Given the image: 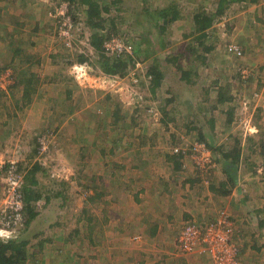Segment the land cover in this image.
I'll list each match as a JSON object with an SVG mask.
<instances>
[{"label":"rangeland","instance_id":"1","mask_svg":"<svg viewBox=\"0 0 264 264\" xmlns=\"http://www.w3.org/2000/svg\"><path fill=\"white\" fill-rule=\"evenodd\" d=\"M62 1L0 0L4 5L0 6V58L6 60L0 63V114H13L10 124L13 136L22 125L23 112L29 111L30 104L23 105L29 98H38L35 110L45 113L43 126L35 127L32 134L26 135L19 129L14 141L12 138L15 149H0V160H15V174L22 187L26 179L30 181L32 176L34 179L37 176V183L32 185L43 195L37 203V219H45V224H41L45 231L42 237L47 236L49 242L43 250L37 247L27 264H143L145 260L156 264L163 258L157 240L134 237L141 235L140 231L129 226L133 208L128 200L132 199L130 192L123 194L120 200L123 211L129 213L126 215L120 214L113 196L89 203L85 200L84 191L89 190L86 185H90L94 193V184L98 191H110L118 189L120 181L115 182L113 178L105 180V184L98 181V176L110 174L111 166L105 169V165L91 163H101L105 155H113L110 150L114 146L129 143L146 144L152 149L150 155L160 161L166 158L179 137L185 138L184 146H190L198 139L199 131L207 135L208 130L211 132L209 140L217 146L231 147L237 140L241 141L243 155L238 185L245 194L249 190L246 194L249 197L231 206L222 198H210L205 179L195 175L196 163L201 160L199 155L186 160L187 168L180 176L172 172V167L168 169L169 174H174L173 183L175 181L178 188L180 184L192 185L185 183L186 179L194 180L188 196L195 195L194 201L197 200L199 206L204 205L206 211L200 218L194 217L199 222L210 221L221 208L230 214H240V223L237 218L239 243H236L240 244L242 253L238 261L264 264V249H259L264 244V226L260 224L264 221V157L258 152L264 140V8L245 2L228 6L207 30L204 45H200L193 17L203 10L214 12L219 0H146L152 12L173 1L179 4L183 18L167 24L164 30L151 23L153 17L148 14L143 0L117 3L116 0H98L109 8L101 12L108 28L104 29V34L109 37L126 34V39L136 50L138 48L145 66L158 64L165 71V78L154 90L153 81L144 80L137 87L127 76L118 83L112 81V87L107 79L104 84L98 81L96 83L105 87L96 90L92 88L96 83L90 84L92 81L80 77L79 70L74 68L78 65L81 73L87 70L93 76L102 72L101 59L91 45V29L86 24L87 6L82 5L77 10L80 21L78 19L72 29H65L68 35H63V14L69 15ZM112 22H115V30ZM233 43L244 49L242 56H236L231 50ZM208 46L212 47L209 51L205 48ZM80 56L84 62H80ZM178 65L194 70L191 82L182 79ZM43 66L42 74L39 69ZM56 74L59 77L55 78ZM13 77L15 81L33 79L34 89L30 90L29 98L21 97L18 85L13 90L8 88ZM94 79L97 81L99 77ZM219 92L232 99L226 104L219 103ZM230 106L234 108V121L229 124L226 112ZM3 121L0 120V128ZM42 134L50 137L46 139V153L40 155L38 137ZM36 164L39 170L34 176L30 170ZM7 173V169L0 171V227L6 222L10 208L4 200L8 190L11 192L15 186L6 180ZM206 173L200 174L206 176ZM222 177L223 167L218 164L210 181L214 183ZM56 191L63 192L61 198L45 203L46 195ZM253 194L256 204L251 201ZM247 209L255 215L243 217ZM174 221L168 226H176ZM180 233L181 230L178 235L174 234L179 247ZM0 239L10 238L2 234ZM180 251L202 256L195 258L194 264H231L225 258H213L209 251L186 252L182 248Z\"/></svg>","mask_w":264,"mask_h":264},{"label":"trees","instance_id":"2","mask_svg":"<svg viewBox=\"0 0 264 264\" xmlns=\"http://www.w3.org/2000/svg\"><path fill=\"white\" fill-rule=\"evenodd\" d=\"M122 0H116L117 2H121ZM144 1L145 8L150 15V17H153L152 24L159 28L160 30H164L166 28L167 24H171L173 22H176L177 20L183 18V15L181 13V9L179 7V4L176 1L170 2L165 7L155 9L153 12L149 10V4L146 0ZM259 0H219L216 10L212 13H208L207 11H199L195 13L193 19L195 22V28L198 32V44L204 45V42L207 38V30L210 29L213 24L216 22V19H218L219 16H221L225 9L228 6H231L234 3H256ZM62 3H67L68 10L67 15L70 16L71 21L73 20V26L77 24V20L80 18L78 17V11L82 5L87 6L86 12V24L89 25L91 29V45L95 48V50L98 52L99 59H101V71L105 74L109 75H120L124 77L127 75L128 68L130 64L133 62V57L129 54H121L119 56H107L102 47L103 41L109 37V35L104 34V29L106 28V25L104 24V19L101 17L102 10H108L109 8L106 6H103L101 3H99L98 0H63ZM115 21V20H112ZM79 23V22H78ZM165 25V26H163ZM112 26H114L115 30V22H112ZM72 29V28H71ZM110 31V30H109ZM112 33V32H111ZM206 50H211L212 47L208 46L205 47ZM242 51L244 52V49L242 48ZM138 48L136 50V46H134V54L137 58L141 59V56L138 54ZM18 55V53H16ZM80 62H84L83 56H80ZM177 68L181 70V77L183 80L187 81L188 83L191 82V74L192 71H194L192 68L190 69H184L182 66L178 65ZM149 72L153 75L152 79V87L153 90L155 87L161 86V83L163 79L165 78L164 70L161 69V67L158 64H154L152 67L148 68ZM164 71V72H163ZM126 77V76H125ZM14 78V77H13ZM23 85L24 86V95L28 96L30 94V90L34 89L33 79L27 78V79H20L19 81H14L8 84V88H12V90L16 86ZM232 98H228L225 96L223 92H219V103L226 104L231 100ZM228 100V101H227ZM233 107H229L227 109V123H232L234 121L233 117ZM117 114V113H116ZM211 126V124H210ZM212 127H215L214 124H212ZM201 130V129H200ZM200 133L198 136V139L192 142L193 144L196 141L203 142L206 144V146L211 150L213 156V161L216 162L217 166L218 164H221L223 167V177L218 181L214 182L210 185L211 191L217 196V197H225L232 193H236L239 195L240 199H243V196L246 194L243 193L241 187H239V169L242 162V146L241 141L237 140L235 142V145L231 147L227 146H217L215 145V142L213 140H209L211 137V132L208 130L207 135H205L204 132L199 131ZM214 135V134H213ZM185 142L184 137H179L177 139V142L172 147V149L167 154V160L170 161V168L172 167V172L177 176L181 175L184 170H186V160L192 158V145L190 146H184L183 143ZM178 148V151H175V149ZM258 152L264 157V140L259 144ZM169 165V164H167ZM167 168V166H166ZM217 168V167H216ZM215 168V169H216ZM212 170L208 183H210L212 173L215 171ZM39 170V166L34 165L33 168L30 170L32 175L35 176V173ZM264 170V168H263ZM201 169L199 167H196L195 175L197 178L201 179V177L204 179L203 175H201L200 172ZM211 171V170H210ZM209 171V172H210ZM173 174V175H174ZM31 175V176H32ZM173 175L170 174L171 177ZM103 179V178H102ZM105 180H102V183L105 184ZM26 183H24L23 187L21 188V194L23 197L24 206L21 211L22 218L17 223L20 225L16 235L14 237H10V239L7 240H1L0 239V264H27L29 256H33L34 253H36V248L38 247V250H43L45 247V244L48 243L42 235L45 233L42 227L45 224V219H37L39 216V212L37 210V203L43 198V195L33 188L32 184L37 183L36 180L31 178L26 179ZM193 183L194 180L186 179L184 181ZM65 183V182H64ZM89 190L84 191V197L85 200L89 202H95L97 199L101 200L104 199L105 192L98 191L97 184H94V189L96 190L94 193L91 189L90 185H86ZM236 189V190H235ZM104 191L108 192L109 190L103 189ZM238 190V191H237ZM62 191H56L48 193L45 197V203H49L54 198L60 199L62 196ZM235 193L233 196H235ZM110 193H107V196ZM95 200V201H94ZM235 203H238L233 201ZM234 203V204H235ZM96 204V203H94ZM63 205V204H61ZM225 209V208H221ZM220 210V209H219ZM227 210V209H225ZM237 212V209L235 210ZM261 210H256V212H260ZM228 212V210H227ZM229 213V212H228ZM230 214V213H229ZM12 215V213H11ZM231 218L236 220V224L238 225V216L237 213L230 214ZM14 217V215H13ZM240 223V222H239ZM262 226H264V221L262 220L260 222ZM239 229V228H238ZM42 237V238H39ZM47 237V236H45ZM39 238V239H38ZM239 230L236 231L235 241L239 243ZM38 239V242L35 243V241ZM44 239V240H42ZM49 239V238H48ZM38 245V246H36ZM264 247V244H263ZM259 247V249L263 248ZM238 260L240 261L242 248L240 244H238Z\"/></svg>","mask_w":264,"mask_h":264},{"label":"crops","instance_id":"3","mask_svg":"<svg viewBox=\"0 0 264 264\" xmlns=\"http://www.w3.org/2000/svg\"><path fill=\"white\" fill-rule=\"evenodd\" d=\"M254 4H256V8H264V0H259ZM0 6L4 7L2 4H0ZM249 9H251V7H249ZM5 61L6 60H3V58H0V63H4ZM44 71V66L39 69V72L42 74ZM54 77L57 78L59 75L56 74ZM94 78L97 77L94 76ZM94 78H90V80L92 82L96 81ZM99 87L100 84L96 83V86H93L92 88L101 90ZM18 88H20L21 97L29 98V95H24V86L20 85ZM70 91L71 90L68 91L69 98L72 97ZM65 92H67L66 89ZM31 98H29V100L23 104L26 106L25 104L29 103L30 105H28V107L30 108L28 112L27 109H25L26 111L23 112L22 116L24 115V118H21L22 125L19 127V129L24 130L21 131V133L25 132L26 135L32 134L35 127H39L41 125L43 126L45 121V113L43 111L38 112L35 110L38 109V98ZM55 101H57L56 98ZM12 118L13 114H5L4 112L0 114V120H4L2 128H0V149H15L16 143L12 142V138L14 141V137H17L16 135L18 134L19 129L16 127V129H18L17 133L11 136L14 134L12 133L14 131L13 128L10 127ZM6 137L7 139L4 140ZM114 147L115 148L113 150H110L114 152L112 156L105 155L106 159H101V163H96L98 161H94L91 164L95 166L105 165V169L111 166L110 174L98 176V181L104 180L106 177V182L110 181L111 178H113L115 182L118 181L117 179L120 180L119 184L122 185L120 186L117 184L118 189H113L110 187L112 190L108 191L110 193L108 196H113V199L117 200L115 203L119 205L118 207L121 215L129 214L124 212L121 207L120 200L123 197V194L127 192L132 194V199H128L130 201V205L133 207L131 210L132 212H130L129 226L132 228V230L140 231L138 234H141H135L134 237H144V241L151 242L154 239L157 240L159 251H163V258H159V261L156 264H183L185 261L186 264H194V261L196 260L195 258H201L202 256L182 253L177 243V237L174 239V234L177 233L178 235L179 231L183 228L185 221L194 219L195 216L200 218L202 214H204V205L199 206V202L197 200H195L196 202L194 201L195 195L192 196V198L188 196V190H191L190 188L193 187L194 182L189 187H187V185L183 186L180 184V187L178 188L175 181L173 183V177H171L169 174L170 171H168V169L170 168L169 165L171 163L169 160H167V155L165 159L161 158L159 161L157 158H154V156L150 155L149 152H151L152 149L148 148L146 144L129 143ZM17 148H19V144H17ZM110 157L111 159L108 160ZM166 164H169L167 169H163V167L166 168ZM86 166H88V164H86ZM211 184L212 181H210V183L205 186L209 191V197L215 198L217 196L211 191ZM173 186H175L174 189ZM102 192H105L104 196L107 197V192L104 190H102ZM234 193L222 197L223 202H227V204L229 203L230 206L235 203L233 202L235 200L238 203L241 202L242 199H240V196L236 193L234 198H232ZM254 195L255 194L252 195L251 201L256 204L257 199ZM247 197H249V195L243 196L244 199H247ZM165 201H167V203H165ZM194 203L196 204L194 205ZM164 206L166 207L165 209ZM254 215L255 214L250 213V209H247L244 211L243 217H251ZM237 216L239 222L242 221V219L240 220V214L237 213ZM173 221L176 226L169 227L168 225ZM202 221H205L204 218ZM46 238L47 237H44V239ZM262 249H264V247ZM106 256L108 257L107 254ZM149 263L151 264V261L146 262L145 260L143 264Z\"/></svg>","mask_w":264,"mask_h":264},{"label":"built area","instance_id":"4","mask_svg":"<svg viewBox=\"0 0 264 264\" xmlns=\"http://www.w3.org/2000/svg\"><path fill=\"white\" fill-rule=\"evenodd\" d=\"M66 3V9H67ZM63 22L61 23V28L63 31V35H68V31L65 29H71L72 23L70 16L66 17L65 13L63 14ZM62 35V34H61ZM124 35H114L108 37L103 43V51L107 56H119L121 54H129L131 58L133 57V62L130 64L127 72V78L135 84L137 87L142 83V81L150 82L153 79V75L149 72L147 66L143 60L137 58L134 54V44L128 41ZM231 50L234 51L236 56H241L243 51L241 47L236 44H231ZM81 66V65H80ZM80 72V77H85L87 75V71L85 70L81 73L79 66H74ZM246 75V72H245ZM103 81L107 79L109 83L113 84V82H119L121 79L123 80L125 77H121L120 75H109L103 76ZM113 81V82H112ZM6 88V86H4ZM7 91V88H6ZM246 105V103H245ZM153 110V108H152ZM155 115L157 113L155 112ZM255 132L256 129H255ZM50 135L42 134L38 137V140L41 143L38 152L40 155L46 153L47 148H45L46 139H49ZM43 145V146H42ZM179 149L176 148L175 151ZM192 158L199 155L201 156V160L196 163L197 167L201 169V173H206L205 182L208 184L209 176L217 167L216 162L213 161V154L211 150L206 146L205 143L196 141L192 146ZM15 161V160H14ZM5 162L0 160V171L4 172L6 169L7 173V181L10 184L15 185L12 187V191H9L4 202L9 205V213L5 217L6 222L0 227V235H7L8 238L14 237L20 227V223L17 224L21 218V211L24 206L23 197L21 194V180L15 174L16 171V162ZM211 170V171H210ZM210 171V172H209ZM262 171V168L260 169ZM12 213V215H11ZM14 215V217H13ZM231 215L225 209L218 210L217 214L210 221L205 223L199 222L197 219H191L184 224L181 229V233L178 238V242L180 248L183 251H209L213 254V258H225L230 261L231 264H240L238 261V245L235 241L236 231L238 226L236 224V220L230 217ZM138 237V236H137Z\"/></svg>","mask_w":264,"mask_h":264},{"label":"clouds","instance_id":"5","mask_svg":"<svg viewBox=\"0 0 264 264\" xmlns=\"http://www.w3.org/2000/svg\"><path fill=\"white\" fill-rule=\"evenodd\" d=\"M233 44H236V43H233ZM102 47H103V46H102ZM241 49H242V47H241ZM242 55H243V54H242ZM242 55H241V56H242ZM81 65H83V64H81ZM75 66H78V65H75ZM74 68H75V67H74ZM86 71H87V70H86ZM127 72H128V71H127ZM90 73H91V72L88 71V72H87V75L84 77L86 81H89L90 78H94V76H93L92 74L90 75ZM98 73H101V74L98 75ZM98 73H97L98 76H96V77H99V79H98L97 81H93V82H98V81H99V82H101V83L104 84V81H103L104 78H103V76H109V74H105V73H103V72H98ZM125 76H126V75H125ZM125 76H124V77H125ZM121 77H122V76H121ZM93 82H90V84H92ZM108 83H109V81H108ZM110 85H111V87H112V84H111V83H110ZM104 87H105L104 85H100L99 88H101L102 90H104ZM109 87H110V86H109ZM111 87H110V90H111ZM108 89H109V88H108Z\"/></svg>","mask_w":264,"mask_h":264},{"label":"bare ground","instance_id":"6","mask_svg":"<svg viewBox=\"0 0 264 264\" xmlns=\"http://www.w3.org/2000/svg\"><path fill=\"white\" fill-rule=\"evenodd\" d=\"M81 71V70H80Z\"/></svg>","mask_w":264,"mask_h":264}]
</instances>
